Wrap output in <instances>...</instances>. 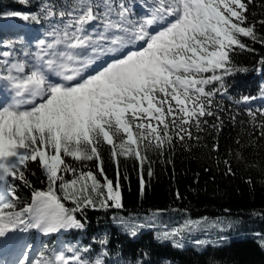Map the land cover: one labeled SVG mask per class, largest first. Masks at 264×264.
<instances>
[{
    "label": "snow or ice",
    "instance_id": "6c2138e0",
    "mask_svg": "<svg viewBox=\"0 0 264 264\" xmlns=\"http://www.w3.org/2000/svg\"><path fill=\"white\" fill-rule=\"evenodd\" d=\"M251 2L151 0L149 10L134 19L124 3L75 0L68 10H42L47 17L58 15L63 26L48 33L52 39L38 40L36 52L26 51L24 59L0 52V248L11 246L14 253L0 264H103L73 247L31 255L32 246L19 244L17 234L80 229L78 212L122 208L121 179L128 177L119 171L121 158L138 162L143 195L149 152L164 156L176 141L199 140L191 129L203 130L208 121L201 118L220 121L211 110L214 93L205 86L232 73L230 53L246 47L241 37L256 39L254 26L246 23ZM7 15L39 23L37 15ZM257 112L264 116V109ZM248 115L264 136V121L255 112ZM221 124L211 126L218 130ZM105 145L115 178L104 169ZM69 158L95 161L96 171L78 169ZM30 163L42 170L47 187L33 189L30 203L18 207L12 182L32 189L25 175ZM147 175H153L151 167ZM194 224L187 221L163 238Z\"/></svg>",
    "mask_w": 264,
    "mask_h": 264
},
{
    "label": "trees",
    "instance_id": "16d2710c",
    "mask_svg": "<svg viewBox=\"0 0 264 264\" xmlns=\"http://www.w3.org/2000/svg\"><path fill=\"white\" fill-rule=\"evenodd\" d=\"M138 1L147 0H113V3L130 7ZM74 3L75 0H27L26 3L0 0V52L21 55L24 45L18 39L19 34L37 42L48 36L52 27L63 26L58 15L47 17L43 9L51 7L59 12L68 10ZM12 11L37 15L39 23L7 15ZM261 21H264V0H252L248 4L246 23L254 26L256 39L241 37L246 47H236L230 53L232 73L224 75L222 82L205 86L214 93L211 110L219 115L220 121L215 116L201 118L208 121L201 125L203 130L191 129L199 140L176 141L164 156L149 152L151 163L144 165L143 195L138 162L121 158L119 171L128 177L121 179L123 207L97 206L78 212L77 218L84 227L43 236L46 251L73 247L81 251L84 259L94 262L99 257L103 264H264V250L254 235L235 236L227 230L223 232L228 235L225 242H209L196 250L192 245L178 247L161 241L154 232L162 215L173 217L176 223L184 218L210 221L230 216L237 218L241 226L264 236V136L248 115L249 111L255 112L257 121H264V116L257 112L264 109V23ZM9 22L19 28H7ZM245 96L250 97L246 102ZM221 121L218 130L211 126ZM213 145L217 146L215 150ZM101 154L107 176L115 178L116 165L106 145L101 147ZM169 159L171 163L167 162ZM68 163L84 171H96L95 161L81 164L69 158ZM149 167L153 171L151 177L147 175ZM25 175L32 189L20 181L12 182L20 198L18 207L30 203L33 189L47 187V180L36 163L29 164ZM65 204L73 206L68 201ZM152 213L158 217L141 219ZM28 231V238L35 240L36 233ZM132 231L136 234L132 235ZM198 236L207 234L200 230ZM221 240L218 235L217 241Z\"/></svg>",
    "mask_w": 264,
    "mask_h": 264
},
{
    "label": "rangeland",
    "instance_id": "374dc122",
    "mask_svg": "<svg viewBox=\"0 0 264 264\" xmlns=\"http://www.w3.org/2000/svg\"><path fill=\"white\" fill-rule=\"evenodd\" d=\"M150 3H151V0L138 1V2L132 3V6L129 7L130 13L132 14V18L135 19V18H138L139 16L145 14L149 10ZM17 26L18 25L13 23V22H9L7 24V28H11V29H16L15 27H17ZM58 27H62V26L52 27V29L49 31L52 32L53 29H56ZM18 28H19V26H18ZM18 39L22 42V45H24V46L22 47L23 52L21 53V55H17L16 53L13 54L15 58L24 59L25 58L24 53L26 51L32 52V53L36 52L37 42H35L32 39H26V37L23 33L19 34ZM43 39H49L50 40V39H52V37L44 36ZM28 59L30 61L32 60L31 57H29ZM53 78L57 79L56 77H53ZM2 85H3V82H0V88H2ZM156 217H158L157 214L152 213V214H149L145 217L144 216L141 217V219L152 220V219H155ZM187 221L195 222V224L191 229H185L184 231H182L180 233V235H178L180 237L175 236V237H172L169 239L163 238L162 233H164L165 231H171L173 229L180 228L181 226H184ZM157 227L158 228L155 229L154 232H155L156 237L159 240L169 241L173 245L178 246V247H184V246L192 245L196 250H201V249H203L204 245L206 243H209V242H211V243L215 242V244H220V243L226 241V238L228 237V235L224 234L223 232L228 230L230 232H233L234 234H232V235H235V236H243L244 234H249L251 236L254 235V238L259 242L262 249L264 250V236L257 235V233L255 231H253L247 227L241 226L240 221L235 217L226 216V217H222V218H219L216 220H210V221L191 220V219H187V218L185 219L184 218L183 220L178 221V223H176V221L173 217H170L168 215L167 216L162 215V219L158 222ZM201 228H203V229H201ZM72 229H76V228H72ZM31 230L38 234L37 235L38 236L37 241L35 243H30L31 241L27 237V234L23 233V234L17 236L18 243L31 245L32 246L31 252H30L31 255H35L41 250H47V247H45V245H44L45 239H43L42 237L48 236V235H44L43 233L39 232L36 229H31ZM68 230H70V229H67L66 231H68ZM200 230L202 232H205L207 234V236H202V237L198 236ZM52 234H55V233H52ZM187 235H189V236H187ZM218 235H220L222 237L221 241H217ZM9 247H10V250L13 251V248L11 246H9ZM5 257L6 256H1L0 259H8V257H6V258ZM12 258H13V256H12Z\"/></svg>",
    "mask_w": 264,
    "mask_h": 264
},
{
    "label": "bare ground",
    "instance_id": "6f19581e",
    "mask_svg": "<svg viewBox=\"0 0 264 264\" xmlns=\"http://www.w3.org/2000/svg\"><path fill=\"white\" fill-rule=\"evenodd\" d=\"M10 247H4V248H0V250L3 252V251H6L7 250V253H9L10 252ZM12 256H13V251L12 252H10V254H9V257H8V260H10L11 258H12Z\"/></svg>",
    "mask_w": 264,
    "mask_h": 264
}]
</instances>
